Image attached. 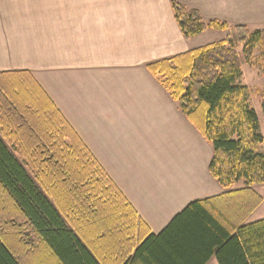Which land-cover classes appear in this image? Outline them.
<instances>
[{"label":"trees","instance_id":"16d2710c","mask_svg":"<svg viewBox=\"0 0 264 264\" xmlns=\"http://www.w3.org/2000/svg\"><path fill=\"white\" fill-rule=\"evenodd\" d=\"M172 7L187 40L227 32L149 64L213 146L209 170L225 191L194 200L152 233L33 74L3 72L0 264H264V218L248 221L263 201L253 186L264 184V136L238 51L248 60L263 51L264 30ZM240 181L245 187L232 189Z\"/></svg>","mask_w":264,"mask_h":264},{"label":"crops","instance_id":"0c3cea01","mask_svg":"<svg viewBox=\"0 0 264 264\" xmlns=\"http://www.w3.org/2000/svg\"><path fill=\"white\" fill-rule=\"evenodd\" d=\"M173 1L232 25L264 12V0H0V73L33 74L154 234L225 191L213 146L149 68L223 32L187 40Z\"/></svg>","mask_w":264,"mask_h":264},{"label":"rangeland","instance_id":"374dc122","mask_svg":"<svg viewBox=\"0 0 264 264\" xmlns=\"http://www.w3.org/2000/svg\"><path fill=\"white\" fill-rule=\"evenodd\" d=\"M248 26L247 24H243ZM251 30H264V12L259 14V22L254 25L248 26ZM223 32H225L223 34ZM221 32V35L218 32H216V35H213L214 32H209L211 34H204L205 36V43L199 41V38L196 40L195 45L196 46H202L206 45L208 43L217 42L219 40H222L223 37L226 38L227 32L223 31ZM238 51L241 53V59H242V69H243V75L240 80V83L243 85H247L250 87L253 91V95L251 98V106L257 111L258 116L260 118V124H261V132L264 136V97H260L256 93H254L255 90L260 89L264 90V50H255L254 53L251 56V59L248 60L247 58H244L242 56V47H239ZM212 148V147H211ZM260 152L264 154V142L260 147ZM146 152L149 153V158H154V155L152 151L147 150ZM238 188L245 187L244 181H240L236 184ZM253 189L262 197L263 201L262 204L257 208V211L254 215L253 220H259L264 218V184H256L253 186ZM216 263V261H214ZM51 263V261H50Z\"/></svg>","mask_w":264,"mask_h":264}]
</instances>
